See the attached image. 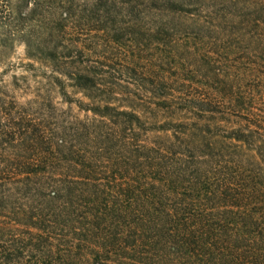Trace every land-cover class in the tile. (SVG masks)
Returning a JSON list of instances; mask_svg holds the SVG:
<instances>
[{"label":"trees","instance_id":"1","mask_svg":"<svg viewBox=\"0 0 264 264\" xmlns=\"http://www.w3.org/2000/svg\"><path fill=\"white\" fill-rule=\"evenodd\" d=\"M0 264H264V0H0Z\"/></svg>","mask_w":264,"mask_h":264},{"label":"rangeland","instance_id":"2","mask_svg":"<svg viewBox=\"0 0 264 264\" xmlns=\"http://www.w3.org/2000/svg\"><path fill=\"white\" fill-rule=\"evenodd\" d=\"M0 33H1V29H0ZM24 57H25L24 45L18 41L17 42L14 41L11 44V49L7 54L0 52V76L5 72L6 74L4 79L5 81H9L14 74L20 73V68L19 67L16 68L15 66H19L18 64L20 60L23 59Z\"/></svg>","mask_w":264,"mask_h":264}]
</instances>
